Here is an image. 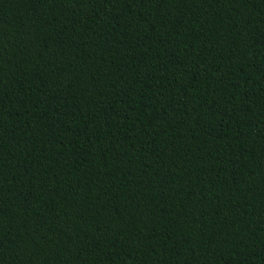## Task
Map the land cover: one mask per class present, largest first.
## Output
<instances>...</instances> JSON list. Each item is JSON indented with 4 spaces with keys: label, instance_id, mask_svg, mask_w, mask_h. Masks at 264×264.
I'll use <instances>...</instances> for the list:
<instances>
[{
    "label": "trees",
    "instance_id": "trees-1",
    "mask_svg": "<svg viewBox=\"0 0 264 264\" xmlns=\"http://www.w3.org/2000/svg\"><path fill=\"white\" fill-rule=\"evenodd\" d=\"M0 264H264V0H0Z\"/></svg>",
    "mask_w": 264,
    "mask_h": 264
}]
</instances>
